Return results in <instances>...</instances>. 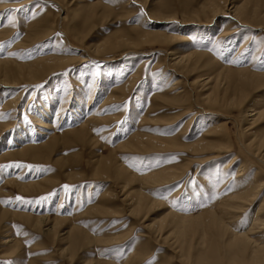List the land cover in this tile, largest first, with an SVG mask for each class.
Listing matches in <instances>:
<instances>
[{"label": "rangeland", "instance_id": "rangeland-1", "mask_svg": "<svg viewBox=\"0 0 264 264\" xmlns=\"http://www.w3.org/2000/svg\"><path fill=\"white\" fill-rule=\"evenodd\" d=\"M201 1L204 0H0V60L31 64L38 57L50 55L69 56L72 60L33 84L22 80L17 87L0 88V126L11 123L6 134H0V165L20 162L35 166L0 168V264H201L199 259L209 250L211 260L218 257L215 263L226 264L228 257L249 253L242 251L237 243L229 246L225 237L217 241L220 246L209 242L211 237L216 240L215 231H209L203 240L198 231L180 234L171 222L170 211L196 216L217 208L219 201L231 195L230 186L235 180L231 182L229 175L231 171L234 174L242 161H247L248 173L253 177L259 166L248 159L241 142L245 143L250 132H264V119L249 126L245 117L247 109L264 105V87L251 89L244 102L246 106L237 101V105L234 102L233 106L219 107L203 101L201 94L208 86L202 88L200 83H194L205 79L209 85L208 74L211 72L214 79L215 70L222 67L264 73V56L253 51L256 44L238 52L239 37L249 33L248 24L236 30L237 37H233V46L228 48L217 41L227 24H237L232 19L219 15L205 20L201 12L197 21L188 18L191 14L190 17H196L193 11L200 9ZM235 1L241 3V0ZM260 5L264 10V0H260ZM153 17L171 19L160 21ZM35 25L46 27L49 35L39 40H24L27 31L31 32ZM139 30L157 33L159 30L173 40L169 37L164 43H135L140 40ZM253 33L264 36L259 29ZM117 38L123 40L116 42ZM108 39L115 40L108 43ZM104 40L107 44H103L109 46L97 51L95 48ZM262 45L263 49L264 42ZM192 50L206 52L202 61L211 62L192 74L182 73L181 66L174 65V56ZM133 79V86L124 91L126 94L114 91L115 86ZM177 79L182 80L178 83L179 89L186 86L189 90L190 100L172 98L179 91L175 87ZM169 86L178 91L167 90ZM15 99L18 105L14 104ZM65 104H68L66 109L62 108ZM75 105L84 112L79 120L69 122L71 110L66 111ZM48 110L51 116L57 114L61 118V126L56 123L55 131H64L62 135L91 117L86 126L91 141L89 137L80 139L73 134L57 142L49 158L8 156L6 151L13 148L17 151L25 145L44 141V137L35 136L40 128L36 121L43 120ZM147 116L152 122L146 121ZM154 117L160 121L155 122ZM217 122H226L224 128L231 135L233 145L224 148L220 158L204 160L209 153L193 152L191 143L208 133L211 138L216 137L218 134H212L211 129ZM140 128L150 137L170 139L179 135L180 144L166 148L143 147L142 151L120 149ZM16 135L22 138L17 139ZM213 154L210 151L209 155ZM235 155L239 161L229 165ZM228 165L230 168L220 177L221 169ZM180 167L185 171L168 183L143 181V177L154 171ZM68 171L73 179L68 177ZM37 181L46 183L40 191L18 188V183ZM138 189L156 199V205L143 204L135 210L138 199L134 195ZM98 205L104 207L103 212L95 208ZM255 207L244 210L233 223L228 222L232 230L249 235ZM24 214L30 220L21 216ZM36 217H47V221L37 223ZM76 228L78 233L74 231ZM68 230L71 233H65ZM255 232L250 237L264 242V227ZM9 238L15 243L6 242Z\"/></svg>", "mask_w": 264, "mask_h": 264}, {"label": "bare ground", "instance_id": "bare-ground-1", "mask_svg": "<svg viewBox=\"0 0 264 264\" xmlns=\"http://www.w3.org/2000/svg\"><path fill=\"white\" fill-rule=\"evenodd\" d=\"M244 1H246V0H241V3L237 2L235 0L234 1L228 0L227 2L225 0H204V1L200 2L201 4L199 5L200 6L199 10L195 9L193 11V12H195L196 17H194V16L190 17L192 15L191 14V15H189L188 18L192 21L193 20L197 21L198 20L197 17L199 18L201 16V14L199 12L203 13L206 16L205 20H207L208 16H210L211 18H214V17L219 16V15L220 16L224 15L225 17L228 16L230 19H232V21L235 22V24L236 23L237 24L236 25H233L232 23L230 25L227 24L226 28L223 29V31H221L222 34H221V36L219 35L220 37L217 41L220 44L227 45L228 48L233 46V43H234V41H232L233 37L234 36L237 37L236 30H238V28H240L241 25L246 23L250 27V28H247L249 33L243 34L241 37H239L238 44H240V49L238 52H243V50H247V48H249L251 45L256 44L254 46L253 51L257 50L256 51L257 54L260 52V54H262L264 56V48L262 49V47H263L262 42H264V36H261L258 33H255V35H254V33H253V31L258 32V29L263 31V33H264V10L262 8H260V6H261L260 0H247L246 1L247 4L244 3ZM126 2H127V0H126ZM129 2H131V0H129ZM127 4H130V3H127ZM158 15L159 14H157V16ZM167 15L168 14H166V16ZM168 17L172 18V16H168ZM151 18H152V16H151ZM154 18H156L157 20H160V21L171 19V18H167V17L166 18L164 17V19L163 18L159 19L160 17L159 18L153 17V19ZM37 23L38 22L36 21L35 24L37 25ZM32 24H34V23H32ZM148 24L149 23H147V25ZM36 25L31 30V32L27 31L26 38L24 40H29V41L33 40L34 41V40H39V39L44 38L45 36H47V34L49 35L50 32H47V31H50V30H46L45 29L46 27H44V29L39 27L40 28L39 29ZM49 27L52 28V26H49ZM3 31H5V30H3ZM11 32L12 31H10L9 33H11ZM161 32H162V29H161ZM163 33H164V31H163ZM169 37L171 38V36H167L166 34L160 33L159 30H158V33L156 32V30H155V32H146V31L139 30V39L140 40L136 41L135 43H142V42L164 43V41H166V38H169ZM259 38H261V39H259ZM124 39H125V37H124ZM171 39L173 40V37ZM105 40H107V39H105ZM105 40H104V42H101L100 44L98 43L99 45L95 48L97 51H99L101 49V47L107 48L109 46V45H107V46L104 45V44H107L105 42ZM110 40H112V39H108V43L112 42L115 39H113L112 41H110ZM120 40H123V39L117 38L116 42H119ZM258 40H260V43H261V44L259 43V45H257V43L259 42ZM255 42H257V43H255ZM256 52H255V54H256ZM56 54H58V53H56ZM56 54H54V55H56ZM205 54H206V52H204V51L192 50L188 54L182 53L181 55L179 54L178 56H174L173 62L176 63V64H174L175 67H177V65L181 66L182 73L185 72V73L192 74L196 70H199L200 67L208 65V62H211L209 60H206V62L202 61V56H204ZM59 55L60 54H58V56ZM173 55H175V54H173ZM238 57L244 58L243 55L242 56L239 55ZM260 57H262V56H260ZM69 58H70L69 56H68V58H67V56H66V58H64V57L59 58V57H55V56L50 55V56H46L44 58L42 57L41 59L38 57V59L36 58L37 60L33 63L31 62V64H30V62H29V64H27L28 62H25L26 64L25 63L17 64V63H14L15 61L12 62L10 60L9 61L0 60V88H1V90L2 89L6 90L5 88L17 87V86H19L18 84L22 80H24V81L26 80V82L29 81L30 83L33 84V82L35 83V81L44 78L46 75L50 74L51 72L59 69L60 67L65 66L66 63L71 62L72 60H69ZM32 61H34V60H32ZM215 71H216L215 72L216 74L214 76V79H212V76L210 75V74H212L211 72L207 76L208 78H211V80H212V81L210 80L209 85L207 84V81L205 79H202L198 82L192 81V83L194 82L196 85L200 83L202 85V88L204 86H208L207 91H204L201 94L203 101H206V102L210 101L212 103H216L219 107L233 106L234 102L236 103L237 101L239 102V104L240 103L242 104L245 102L247 94L251 91L252 88L255 89V88H259V87H264V73H261L259 71L257 72L256 69L251 70L249 68H247V69L239 68V69L233 70L231 68L229 69L228 67H222V68H219L218 70H215ZM181 76H183V75H181ZM134 80L135 79H133L132 81H128V82L126 81L127 83L124 82V84L122 83L120 85H117L113 89H114V91L116 90V92H118V91L119 92L129 91L131 86H133ZM176 81L177 82L175 84H177V86H175V87L177 88L179 85L178 83H180L182 80L177 79ZM181 86H182V84H181ZM169 87L170 88L167 89L169 91L174 90V88H175L172 86H169ZM179 87H178V89H179ZM185 87H184V89L181 87V89H179V91L176 89L178 91V93L175 95L172 93L173 94L172 98H180V99H183V101H184V98H186V99L189 98L190 92H189V90L187 91L185 89ZM176 90H174V93L176 92ZM208 91H210V92L207 93ZM110 92H111V89H110ZM165 95L168 96V93H165ZM18 99H15L14 104L17 103V105H18V102H19ZM115 99H116V97H115ZM187 100H186V103H187ZM189 100H190V98H189ZM169 101H170V99H169ZM180 101H182V100H180ZM8 103H10V102H8ZM103 103H105V101ZM245 103L242 104V106H244ZM8 105H10V104H8ZM67 105L65 104L64 106H62V108L66 109ZM236 105H237V103H236ZM78 107L79 106L75 105L74 107H72V108L69 107V109H67V111H66L67 113H68V110H71L70 116H72V118L70 117L72 119V121L70 120L69 122H73L76 119H78V120L80 119L79 118L80 114L84 112V109H79ZM49 112L50 111L48 110V112H45L48 114H43V118H44L43 120L39 119L38 121H36L37 125L40 126V128H38L36 130L35 136H38V138L44 137L43 138L44 141L39 143V144H36V145L35 144L25 145L24 147H22V149L20 148L17 151L15 150L17 148H15V149L13 148L12 150L6 151L8 156H10L9 154H12L13 157L15 156V157H22V158L29 157L32 159H37V158L42 157V156L43 157L45 156V158H49V154H50L51 150L53 149L54 145L57 142H59L60 140L64 141V140L68 139L67 137H69L70 135L74 134L76 138H80V139H87L88 137H89L88 138L89 140L91 139V135H89V133L86 131V126H88V123H89L88 120L91 117L90 118L88 117L89 119L87 118V120H85L84 122L82 121L83 123L81 125H79L78 128L74 129L71 127L68 130H66L67 132H69L68 134L62 135V133L64 131L62 133H57L55 131L56 123H58L59 126H61V124L59 123L61 121V118L58 117L57 114L56 115L53 114L51 116V113H49ZM66 112H64V114H67ZM96 112H97V110H96ZM183 113H185V112H183ZM64 114H62V115H64ZM96 114L99 115V113H96ZM97 117H95V118H97ZM206 117L207 116H205V118ZM245 117H246V120L248 121L247 124L249 126H254L256 124H259L260 122H262L261 120L264 119V105L261 107H257V108L247 109ZM13 119H15V118L13 117ZM102 119L104 120V118H102ZM107 119H109V118H107ZM152 120L153 119L149 118L148 116L146 117V121L152 122ZM154 121L158 122L160 120H159V118H155ZM91 123L92 122H90V125H91ZM225 123L226 122H217L214 125H212L213 126V127L211 126L213 128V129H211L212 134L216 133L218 135H215L216 137L211 138L212 137L211 134L207 132L208 135L205 134V136H203V139L201 138V140L198 139V141L196 140L195 143L194 142L191 143L192 145L190 146V148H191L190 150H192L193 152H195L197 154H201L202 152H206V151H207L206 152L207 154L208 153L210 154V151L215 152V154H213L212 156H210L208 154V156L203 157L204 160H208L210 158H216L217 159V158H220L221 156H223L222 155L223 149L224 148H230L231 143H232L231 135L224 128ZM79 124H80V122H79ZM10 125H11V123H10ZM10 125H6V124H5V126L1 125L0 126V132H1L0 134H3V133L6 134L7 130L11 127ZM140 130H141V128L139 129V131H136L137 133L135 132V135L132 136L128 142L126 141V143H124L122 146H120V149L129 147V148H132V150L142 151L140 149H142L143 147L144 148L149 147V148L153 149L159 145L158 148H166L168 146L169 147L170 146L171 147H175V146L178 147V145L180 144V142L177 141V139L180 140L179 135L177 137H172L170 139H162L159 137H150L151 135H149L148 133H144L143 129H142V131H140ZM209 132H210V129H209ZM90 133H91V131H90ZM204 133H205V131H204ZM261 133L262 134H256L255 131H254V133L250 132L249 133L250 136L248 139L245 140V143L241 142V144L243 145L242 148L245 150L246 154L249 156L248 159L253 161L254 164L259 166L258 169L254 171V173H255L254 176L251 177L250 173H248V171L250 170V167L248 168L247 161L246 160L242 161V164L239 167H237V170L234 171V174L231 171L230 175H229L231 182H233L232 181L233 179L235 180L234 184L230 186V189L232 190L230 193L231 195L230 196L228 195L229 197H227V198L224 197L223 198L224 200H221V201H219V199H218L219 206L218 207H217V205L215 206L217 208L214 207L215 209L207 210V211H205V213L199 214L196 216L185 215L184 213L179 214L177 212L170 211V213H172L171 222L174 224L175 228L178 230V232L180 234L181 233L183 234L184 232H187L190 230L198 231L200 234V238L203 239L206 235L210 234L209 231L210 232L215 231V232H217L216 235H214V236H216V240L211 237L209 242L213 241V244L219 245L217 243V241L219 242V240H220L219 238L225 237L228 240L227 244L229 246H231V244H233V243H237V244H239L238 246L240 249H242V251H244V250L249 251V253H246L244 256L238 254L239 253L238 252L237 253L238 255L235 254L233 257H228L226 259V262H227L226 264H264V242H259L257 239H253L250 237V234H255L256 233L255 231L258 230L259 227H262V228L264 227V175H263L264 174V132H261ZM16 136H19V137H16L17 139L22 138L20 135H16ZM12 137H14V135H12ZM70 137H72V136H70ZM83 141H86V140H83ZM232 145H233V143H232ZM182 147H184V146L182 145ZM6 153H5V156H6ZM108 159H110V158H108ZM104 160H103V163H104ZM108 161L106 163H108ZM191 161H192V159H191ZM238 161H239V157L237 155H235L234 157L231 158L229 165H231V164L235 165ZM97 163H98L97 165H99V162H97ZM116 165H117V163H116ZM229 165H228V167H224V169H221V176L220 177H222V178L224 177L226 170H228L230 168ZM103 166H105V163ZM113 166H114V164H113ZM106 167H107V168H105L106 170L109 169L108 165ZM105 169H104V171H106ZM100 170H102V169H100ZM123 171H124V169H123ZM184 171H185V169H183L182 167L170 168L169 170L165 169L163 171H161V169H160V171L158 173L154 171V173L152 172L151 175L143 177V181H144V183H151V182L152 183L153 182L159 183V184L168 183V182L172 181L173 179L179 177L181 175V173H183ZM118 172H120V171H117V173ZM97 173H100V171H98ZM106 173H104V174H106ZM113 173H114V171H113ZM67 174H68L69 178L73 179V174L70 171H68ZM134 177H136V176H134ZM134 177H132V178H134ZM44 181L47 182L48 180H44ZM45 182L37 181V182H28V183H18L19 184L18 188L22 189L24 191H28V192L40 191L43 189V185ZM45 185H46V183H45ZM224 187H226V185H224L223 188ZM108 193H106L105 195L107 196ZM224 195H226V194H224ZM134 197L135 198L137 197V199H138V201H137L138 203L135 204V210L140 209V207L143 204H146L148 206H153V205H156V203H157L156 199L152 198L149 194L145 193L142 189L136 190ZM216 204H218V203L216 202ZM255 205L257 207H255V212L253 213L254 218H253V222H252L251 227H250L251 229L249 230L250 233H247L249 235H246L245 232L237 233L239 231L232 230V228L230 227L228 222L233 223L235 220H237V217H239V215L244 210H247L250 207L252 209L253 206H255ZM98 207H99V205H98ZM98 207H95V208L97 210H101L103 212L104 207H102V208H100L101 206L99 208ZM211 207H213V205ZM18 214H22V213H18ZM21 216L22 217L26 216L28 218L30 217V216H27L25 214L21 215ZM30 218H29V220H30ZM35 219H37L36 220L37 223H38V221L39 222H41V221L46 222L47 221V217H36ZM154 221H157V220H154ZM38 225H40V224H38ZM74 231H76L78 233L77 228ZM72 232H73V230H72ZM65 233L69 234L71 232L68 230ZM76 236H77V238L80 237V235L78 236L77 234H76ZM67 237H65V238H67ZM82 238H83V236H82ZM205 239L206 238H204L203 240H205ZM13 240L14 239L9 238L6 240V242H9V244H14L15 241H13ZM83 240H85V239H83ZM107 240H109V239H107ZM69 243H70V241H69ZM219 246H218V249H219ZM209 252H211V251L209 250ZM208 253L206 251L203 253L202 258L199 259L200 263L201 264H217L218 262L215 263L214 260L217 259L218 257L216 256L217 258L214 257V260L213 259L211 260L210 256H212V254H210V253L208 254ZM222 256H224V255H222ZM226 256H228V255L226 254ZM102 264H111V263L110 262H103Z\"/></svg>", "mask_w": 264, "mask_h": 264}, {"label": "snow or ice", "instance_id": "snow-or-ice-1", "mask_svg": "<svg viewBox=\"0 0 264 264\" xmlns=\"http://www.w3.org/2000/svg\"><path fill=\"white\" fill-rule=\"evenodd\" d=\"M143 14V13H142ZM11 131V130H10ZM11 167H16V168H20V167H27V168H33L35 166L33 165H26V164H22L20 162H14V163H10V164H7V165H0V168H11ZM67 187V186H65ZM16 200H19L21 202H24V203H30V201H25L23 197H16L15 198ZM42 200L43 199H46V197H42L41 198Z\"/></svg>", "mask_w": 264, "mask_h": 264}]
</instances>
